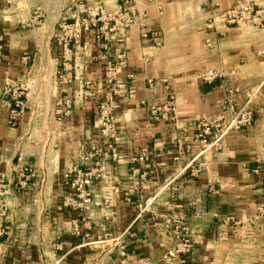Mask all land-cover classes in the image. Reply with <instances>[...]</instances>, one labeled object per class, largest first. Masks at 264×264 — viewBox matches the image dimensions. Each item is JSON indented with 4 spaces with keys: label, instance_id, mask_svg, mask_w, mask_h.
I'll return each mask as SVG.
<instances>
[{
    "label": "crops",
    "instance_id": "1",
    "mask_svg": "<svg viewBox=\"0 0 264 264\" xmlns=\"http://www.w3.org/2000/svg\"><path fill=\"white\" fill-rule=\"evenodd\" d=\"M20 1L30 0H0V18L16 17L11 4ZM49 1L53 0H43V12L52 8ZM71 1L113 11L125 0ZM238 1L127 0L145 17L129 29L124 46L111 44L103 54L93 45L98 62H86L83 69V81H100L104 61H116L120 50L126 54L118 77L130 74L134 85L130 98L117 101L116 161L104 156L106 146L95 128L98 98L81 101L82 81L76 68L77 77L66 86L70 116L54 129L56 160L51 163L46 156L40 166L31 153L18 157L16 148L29 128L28 113L12 125L9 98L3 91L6 82H25L30 75L28 62L12 53L14 26L0 21V33L10 36L0 66V182L5 185L0 205L7 207L0 236L3 264L161 263V216L169 207H175L174 213L191 227L195 249L184 258L187 264H264V27H224L218 22L215 28L208 27L214 11H225ZM249 1L264 7V0ZM54 10L59 13L60 7ZM259 21L264 23V13ZM141 24L148 30L145 39L140 36ZM27 44L22 40L17 48ZM91 48L85 50V60ZM210 70L223 77L205 81ZM169 97L174 98V120L152 122L150 110L162 107ZM245 105L253 113L250 127L224 129L220 139L205 149L194 141L197 121L222 118L228 123L229 107ZM155 143L163 146L154 150L149 164L140 165L139 174L145 176L130 179L129 158L142 148L152 150ZM25 165L34 168L33 175L20 189L17 172ZM74 166L98 168L91 203L82 215L60 207L62 175ZM189 166L200 167L199 173L191 176ZM152 197V213L137 219V206ZM130 230L134 240L123 236ZM122 243L125 259L117 248ZM165 263L179 264V259Z\"/></svg>",
    "mask_w": 264,
    "mask_h": 264
},
{
    "label": "built area",
    "instance_id": "2",
    "mask_svg": "<svg viewBox=\"0 0 264 264\" xmlns=\"http://www.w3.org/2000/svg\"><path fill=\"white\" fill-rule=\"evenodd\" d=\"M70 14L65 17L60 16L56 22L57 28V44L63 49L65 53L73 54L75 50H86L95 45L100 52L107 53L111 44L122 47L127 40L129 29L138 23L140 19L145 17V13L133 10L128 6L127 0L123 1L115 10L108 11L104 7L90 6L80 1H71L69 4ZM72 10V12H71ZM264 13V7L258 8L253 2L240 0L231 8L225 11H214L213 18L208 23L209 28H215V23L223 25L224 27H247V28H263L264 23L259 21V15ZM140 36L142 39L147 38L148 30L146 27L140 25ZM4 55V41L0 37V66L3 62ZM105 57L104 55L102 56ZM84 60V63L82 62ZM23 60L27 61L25 57ZM98 61V59H87L75 57L73 64L70 59L63 58V74L58 73V85L60 88L68 84L77 77L73 75V69L79 71L78 77L82 81V91L84 97H98L96 90L100 97L97 99L95 128L99 138L106 146L104 156L107 160H117V150L115 143L118 139V129L115 124L114 107L115 100L118 97L130 98L133 94V79L132 75L127 74L124 78L118 77V70L126 63V54L124 51H119L116 61L107 59L104 61V73L102 79L97 82L83 81L84 64L87 62ZM70 72V73H67ZM223 74L220 71L210 70L205 73L203 79L211 81L213 79H220ZM94 84L95 89H93ZM18 87L14 84L6 82L3 95L9 98V117L10 123L13 125L16 119L24 113L23 103L19 100L17 95ZM60 90V89H59ZM62 90L60 95L65 94L64 97L57 99L56 113L60 116L59 120L62 122L67 119L71 113V100L68 99L67 93ZM231 100L228 98V103ZM231 118L228 123H225L222 118L217 119H203L196 122L194 127V141L198 142L200 146L205 149L211 144L216 143L221 136V132L229 129L239 131L242 128L250 127L252 125V115L250 112L244 114V109L233 110L229 107ZM174 98L169 97L164 105L160 108H153L150 110V119L152 122L159 120L173 121L174 120ZM243 115V116H242ZM242 118L239 120V118ZM246 117V118H245ZM245 118V119H244ZM152 138H154L152 136ZM163 144L155 143L152 150L142 148L137 154L129 158V177L136 178L138 175L144 177L145 174H139V168L142 164H149L154 150L162 147ZM200 167L187 168V173L191 176H196L199 173ZM98 168L94 167L90 170H85L80 166H74L62 175V191L60 197V207L65 212L79 213L82 215L91 203L92 186L97 179ZM32 175H28L26 169L19 168L17 172V185L20 189L27 187L28 179ZM213 191V189H211ZM114 193L116 188H112ZM5 193V185L0 182V196ZM155 198H148L143 203L137 206V219L145 214H150ZM175 207H169L166 215H162L163 220L162 231L163 235L159 243L160 249L164 250L162 262L164 264L168 260L179 259V264H187L185 257H189L195 249V242L191 235L190 224L182 216L174 213ZM7 216V207L1 202L0 205V236L3 235V222ZM76 223V222H74ZM77 227V225H76ZM75 231H77L75 229ZM123 236L130 240H134L136 235L130 230L123 234ZM114 247H112L113 249ZM121 258L127 257L125 244L117 246ZM4 255L0 252V263L3 262ZM166 264V263H165ZM200 264V263H193Z\"/></svg>",
    "mask_w": 264,
    "mask_h": 264
},
{
    "label": "rangeland",
    "instance_id": "3",
    "mask_svg": "<svg viewBox=\"0 0 264 264\" xmlns=\"http://www.w3.org/2000/svg\"><path fill=\"white\" fill-rule=\"evenodd\" d=\"M47 3L52 4V6L50 7L54 9L56 7H60V12L56 13L55 10L52 8L50 10H47V13L43 12L42 8H44L46 5L45 3H43V0H30L29 2L26 1L24 3L20 1L18 4L15 5H13V3L11 4V6H15L14 9H12L15 10L12 14H14L16 17L13 16L12 18H0V21L4 24L11 23L10 25L14 26L15 38L11 41L13 45H15V48L13 49L12 53L17 59L22 60L25 57L28 59L26 69L29 71L30 75L28 81H26V79L25 82H16L14 84L15 87L19 88V90L17 91V95L20 97L19 100L23 103V114L25 115V113H28L27 122H29V128H26L27 133L24 134L23 143L17 146L16 153L18 154V157L20 156V154L26 155L27 153H31V155L37 156L38 161L40 162V166L43 165L46 156H48L51 163H54V161L56 160L54 151H56L58 148L54 147V129L56 124L62 123L59 120L60 116L56 113V109L58 107L57 99H59L60 96H65V94L63 93L60 95V93L62 90L66 91V86L70 85H66L64 89L60 88L58 85V73L61 75L63 74V66L62 64L60 65V61H62L63 58L74 59L75 54L78 58L86 56L85 50L81 49L75 50L73 54L65 53L56 42V22L58 21L60 16L64 17L63 14L66 13L65 17L70 14H68V11H70L69 0H53ZM29 4L30 6L27 11L26 6ZM24 7L25 13L23 12ZM258 29L263 30V28L260 27ZM11 36H13V34ZM0 37L3 39L5 45L9 44L10 36L8 34L4 35L0 33ZM22 40L28 43L27 47H25L24 49L17 48L18 42ZM92 52H94L93 46L91 48V53L87 56L86 59H97V56L94 57V54ZM7 53L9 54V51ZM4 54L6 55V51ZM95 62L96 60L89 63L93 64ZM103 73L104 68L102 67V75ZM15 74H18L17 70L15 71ZM91 86H93V89H95L94 84H92ZM83 91H81L80 96L82 102H86L88 101V99L96 98L84 97ZM95 93L96 96H98L97 98H99L100 94H98L97 90ZM68 99H70L69 96ZM119 100H125V98L118 97L115 100L113 117L115 118L116 127L118 121V119H116V111L119 108L117 101ZM236 109L237 108L234 106V110ZM242 109H244L245 115L247 114V112H250L251 115H253L251 109L247 105L242 106L237 110L239 111ZM22 116L23 115H21L20 117ZM241 119L242 118L240 117L239 120ZM30 127L33 128L32 131H30ZM18 157H16V159ZM21 169H26L28 175H33L34 168L25 165L22 166ZM36 169L41 168L36 167ZM261 210H263V207L261 208ZM12 231L19 233L21 232V229L17 231H15L14 229H9L7 232ZM11 240H13V236L11 237L9 242ZM19 241H21V238H18L15 244H21L19 243ZM8 244L9 243H7V245ZM0 264H3V262H1Z\"/></svg>",
    "mask_w": 264,
    "mask_h": 264
},
{
    "label": "trees",
    "instance_id": "4",
    "mask_svg": "<svg viewBox=\"0 0 264 264\" xmlns=\"http://www.w3.org/2000/svg\"><path fill=\"white\" fill-rule=\"evenodd\" d=\"M17 122V121H16Z\"/></svg>",
    "mask_w": 264,
    "mask_h": 264
}]
</instances>
